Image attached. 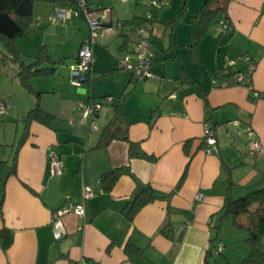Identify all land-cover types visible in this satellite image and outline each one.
Instances as JSON below:
<instances>
[{
	"label": "crops",
	"instance_id": "crops-1",
	"mask_svg": "<svg viewBox=\"0 0 264 264\" xmlns=\"http://www.w3.org/2000/svg\"><path fill=\"white\" fill-rule=\"evenodd\" d=\"M128 1L92 0L94 6L107 9L103 23L113 25L114 30L99 33L92 45L89 81L79 86L71 83L65 66L73 65L88 34L83 17L73 19L71 15L63 20L56 5L41 1L33 5L32 24L23 41L35 51L46 46L51 62L42 67L52 71L32 77L31 89L22 84L21 107L11 97L2 101L22 129L18 139L14 138L10 161L0 159L4 161L0 165V229L6 227L12 233L9 247L4 251L0 246V264H204L207 251L219 245L222 254L211 252L208 264H237L248 252L245 236L237 233L242 230L222 213L227 192L237 198L249 187L264 186V97L252 95V91L264 90V0H226L229 28L205 41L215 30L220 13L196 44L195 14L204 0H182V11L190 9L195 22L194 29L183 34L189 51L185 60L174 51L173 34L166 52L157 53L161 28L154 23L158 18L146 20L155 55L149 67L151 76L141 80L118 67L120 58L134 54L138 26L131 20L144 19L149 11L143 0L124 6ZM160 1L157 10L168 4ZM69 7L76 9V5ZM50 16H55L54 22ZM68 20L70 27L78 25L73 35L75 50L69 55L63 42L57 56L53 55L46 35L56 38L54 31ZM174 24L175 20L169 22L172 28ZM23 36L16 44L21 61L29 64L38 53L23 52L19 42ZM240 53L256 62L251 88L218 74L228 59ZM129 58L136 63L133 55ZM16 66L18 75V63ZM107 96L112 102L119 100L123 115L117 123L126 128L129 141L139 143L152 160L129 156L128 142L120 137L101 145L104 128L116 124H111L115 117L112 102L97 112L94 130L91 119H82L75 107L77 100ZM36 105L54 116L49 125L23 120ZM205 121L212 126L216 153L205 151ZM246 127L253 129L260 143L257 151L250 147ZM49 150L62 161L60 174L50 171ZM13 165L15 172L11 173ZM124 166L131 174H120L105 190L103 173ZM143 183L159 197L128 219L124 207L136 184ZM86 186L92 196L84 198ZM79 202L84 204V217L64 213L60 218L65 234L55 239L53 212ZM239 219L244 222L246 216ZM129 248L138 251L134 254Z\"/></svg>",
	"mask_w": 264,
	"mask_h": 264
},
{
	"label": "trees",
	"instance_id": "trees-1",
	"mask_svg": "<svg viewBox=\"0 0 264 264\" xmlns=\"http://www.w3.org/2000/svg\"><path fill=\"white\" fill-rule=\"evenodd\" d=\"M38 1L49 2L57 7H69L75 5L74 0H0V39L8 50L7 52L10 54V58L19 65L18 76L20 77L22 84L29 89H31L32 77L48 75L52 71V69L42 67L43 64L51 62L46 46H42L39 49L37 57L33 62L24 64L20 59V53L16 44V40L29 30L32 24L33 5ZM225 5L226 0H204L203 5L195 14L197 27L193 33L195 38L193 44H196V42H198V40L209 30L210 24L220 13H222L221 16L223 15L227 18ZM146 20L151 21V19H147L146 17L144 19L134 18L131 21L139 27L145 26ZM222 76L231 78L228 74ZM87 81L89 80L87 79ZM112 106L114 107L115 117L111 124H114V122L116 124L113 127L108 124L104 128L101 145H106L113 138L120 137L122 140L128 142L129 156L152 160L153 157L146 154L139 146V143L129 141L125 130L126 128L117 123L118 119H122L123 115L118 98L114 99ZM53 118L54 116L44 111L39 105H36L28 111L23 120L25 122L37 120L49 125ZM3 163L4 161H0V165ZM14 172L15 165L11 168V173ZM122 173L131 174V171L129 167L124 166L103 173L101 176L103 188L109 190L117 177ZM158 197L159 196L149 184H136L131 197L128 199L124 207L125 216L128 219H132L141 207L154 201ZM241 215L246 216L244 222L239 219ZM222 216L231 217L233 224L237 228L245 231L246 234L244 242L248 248V252L237 264H264V186L258 188L249 187L245 194L237 198H233L231 193L227 192L224 199ZM215 228L218 230L219 225ZM162 231H164L166 235H171L166 229H163ZM215 238L216 237L211 240L214 241ZM11 242V231L6 227H2L0 229L1 248L5 251ZM129 251L136 254L138 249L129 248ZM211 252L221 255L222 247L220 250L209 249V251H207V256ZM207 256L204 258V264H208Z\"/></svg>",
	"mask_w": 264,
	"mask_h": 264
},
{
	"label": "built area",
	"instance_id": "built-area-1",
	"mask_svg": "<svg viewBox=\"0 0 264 264\" xmlns=\"http://www.w3.org/2000/svg\"><path fill=\"white\" fill-rule=\"evenodd\" d=\"M76 9L70 7H58L57 12L63 20L70 18L71 15L82 16L88 23V34L82 39L79 48L76 53L74 64L70 67V81L74 85H81L85 83L89 77L92 69V63L94 60L92 45L95 42L98 34L102 31L111 32L114 30V26L103 23V19L107 15V9L101 6H94L92 0H74ZM150 6L160 7L157 5V0H152ZM147 19H152L151 15L146 16ZM50 19L54 22L55 16H50ZM119 27L120 23H116ZM229 28V22L223 15L218 19L215 26L217 33L223 32ZM137 37L134 42L133 52L137 55L138 60L136 63H132L129 55L126 54L118 61V67L121 69L130 70L132 77L135 80H141L151 76L149 67L153 61L155 52L152 48L150 31L145 26H139L136 29ZM240 65L243 67L239 68ZM256 66V62L245 53H240L236 58H230L226 61L225 65L219 70L220 75H230L231 81L237 84H242L251 88V74ZM254 98L264 97V90L252 91ZM112 98L102 97L91 101L77 100L75 107L81 111L82 119H91V130L96 128V114L99 109L108 103L112 102ZM3 105H0V114L3 112ZM237 124L236 121H234ZM247 133L250 137V147L253 151H257L260 147L259 141L255 137V133L251 127H246ZM203 137L207 143L205 151L207 153H216V139L212 130V126L209 122H203ZM48 159L50 163V171L52 174H60L62 171V161L56 155L53 150L48 151ZM83 197L87 198L92 196V191L88 186L82 189ZM200 198V194L196 195ZM72 212L79 218H83L85 215V208L82 202L70 203L63 208H59L53 212L52 219V231L55 239H60L65 234L64 226L61 222V216L64 213ZM219 245L216 250H220ZM83 264V263H79Z\"/></svg>",
	"mask_w": 264,
	"mask_h": 264
},
{
	"label": "rangeland",
	"instance_id": "rangeland-1",
	"mask_svg": "<svg viewBox=\"0 0 264 264\" xmlns=\"http://www.w3.org/2000/svg\"><path fill=\"white\" fill-rule=\"evenodd\" d=\"M130 1H133V0H129L124 6L130 5L131 4ZM143 2L147 4L148 6L147 8L149 10V11H146L145 16L151 15L152 17H154L156 15L158 19L157 21H155L154 24H156L157 27L161 28V33H159L160 37H158L157 39V45L159 47L157 53L162 54L166 52L165 50L168 48L170 44V34L171 35L173 34L172 44L174 46V51L176 50L177 52H179L180 56H182L185 60V58L188 56L189 51H188L187 44H185V41H183L185 40L183 37V34L185 31L190 32V29L192 28L194 29L195 27V22L193 21V18H192V15H193L192 11L190 9H186L182 11V0H167L168 4L165 6H162L160 10H157L158 6L157 7L150 6V3L152 2V0H143ZM117 3L119 2L117 1ZM157 5H161L160 0H157ZM142 8L143 6H139V10H142ZM75 17L76 16H74L73 19H75ZM171 20H175V24L173 28L169 25V22ZM69 21L71 20H68V22H65L66 24L64 23V26L56 28L57 30L54 31V34L57 36L56 38L50 36L49 33L46 35V38L51 42V46H52L51 50L53 52V55L57 56L58 49L60 50V46L58 45L60 43L63 44V42L65 44L64 50L66 52H69L68 53L69 55L73 53L75 50V38L73 37V35H75L74 34L75 31L77 32L76 29L78 25L74 24L73 26L70 27L69 23L71 22ZM79 21L80 23H82L81 20ZM84 25H85V28L87 29V32H86L87 34L89 31V26L85 20H84ZM82 26H83V23H82ZM48 32H51V31L48 30ZM99 35L100 34H98L97 36L98 38H99ZM209 35L213 37H217L218 34L215 30H213V32H209L205 38L206 39L205 41L210 40ZM24 37L26 36H23V38H21L19 41L20 43L22 42L21 45L23 44L22 46V49L24 50L23 52H26L25 50H27V52H29V50H32L35 54L38 53V49H36L35 51V47L31 48L29 46V42L23 41L24 39H26ZM177 37H179L180 41H178ZM206 50H208V48H206ZM7 51L8 50L4 46L2 40L0 39V100H1L0 105H3L2 101H4V99L7 100L8 97H11V100L13 101V103L16 102L17 106L19 103V106L21 107L22 101L24 99L23 94L25 92L21 88L22 83H21L19 76L16 75L17 74L16 67H18L16 66L17 62L13 61L10 58V54ZM129 55H133L135 57V60L136 61L138 60L137 55H134L133 53L131 54L129 53ZM68 58L70 59V62H71L72 58L70 56ZM65 67H66V70H70L69 67L71 66H68V67L65 66ZM1 94L3 97H1ZM2 108H3V112H2V115H0V159L2 160L8 159L10 161L12 150L14 149L16 145L15 139L17 140L19 137V134L22 129V125H21L22 123L17 118H14V117H11V115H8V113L12 114V112L8 110L7 106L3 105ZM13 109H14V105L12 106V110ZM17 125H19L18 133H16L17 128H18ZM15 136L17 137L15 138ZM237 233H242L243 238L246 235L245 231L243 230L241 232L239 230V232ZM237 245H238L237 243L232 245L233 250H235L238 247ZM212 264L214 263L212 262Z\"/></svg>",
	"mask_w": 264,
	"mask_h": 264
}]
</instances>
